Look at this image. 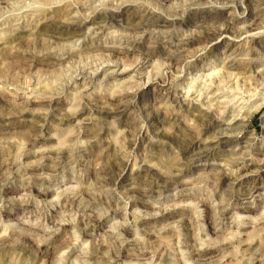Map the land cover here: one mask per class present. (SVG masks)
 <instances>
[{
	"label": "rangeland",
	"instance_id": "obj_1",
	"mask_svg": "<svg viewBox=\"0 0 264 264\" xmlns=\"http://www.w3.org/2000/svg\"><path fill=\"white\" fill-rule=\"evenodd\" d=\"M197 1L0 0V264H264V0Z\"/></svg>",
	"mask_w": 264,
	"mask_h": 264
},
{
	"label": "bare ground",
	"instance_id": "obj_2",
	"mask_svg": "<svg viewBox=\"0 0 264 264\" xmlns=\"http://www.w3.org/2000/svg\"><path fill=\"white\" fill-rule=\"evenodd\" d=\"M199 1V0H198ZM197 1V2H198ZM209 2V1H208ZM56 3V2H55ZM76 3V2H75ZM199 3V2H198ZM212 3V2H211ZM209 5V4H208ZM68 6V5H67ZM197 6V5H196ZM58 7V6H57ZM188 7H190V6H188ZM244 7V6H243ZM67 9V8H66ZM64 10V9H63ZM205 11V10H204ZM197 12V11H196ZM235 12V11H234ZM60 16V15H59ZM70 16V15H69ZM202 17V16H201ZM24 19V18H23ZM56 19V18H55ZM54 19V20H55ZM59 20V19H58ZM20 21V20H19ZM51 21V20H50ZM60 21V20H59ZM75 21V20H74ZM30 22V21H29ZM76 22V21H75ZM61 23V22H60ZM65 23V22H64ZM15 28V27H14ZM14 28H13V30H14ZM17 28V27H16ZM110 30V29H109ZM8 31V30H7ZM6 31H1V33H0V36H2V39L0 38V44L1 45H3L4 43H5V41L7 42L8 40H11L12 41V39H9V38H11V37H9V38H7V36H10L11 34H12V32L10 33V35H8V34H6L5 33ZM9 32V31H8ZM14 32V31H13ZM4 35V36H3ZM7 35V36H6ZM14 37V36H13ZM14 39V38H13ZM4 41V42H3ZM44 43V42H43ZM187 43V42H186ZM1 48V47H0ZM43 48H45V47H43ZM50 48V47H49ZM63 50V49H62ZM149 51V50H148ZM42 52V51H41ZM146 52V51H145ZM146 54V53H145ZM106 63V62H105ZM104 65V64H103ZM165 67V66H164ZM167 68V67H166ZM99 69V68H98ZM163 69V68H162ZM94 70H96V69H94ZM123 70H125V69H123ZM167 70V69H166ZM169 70H171V69H169ZM168 70V71H169ZM172 71V70H171ZM170 71V72H171ZM175 72V71H174ZM165 73V72H164ZM87 75V74H86ZM157 75V74H156ZM92 77V76H91ZM150 78H148V80H149ZM229 82V81H228ZM143 85V84H142ZM236 85V84H235ZM224 87V86H223ZM15 89H17V88H15ZM232 91V90H231ZM238 91V90H237ZM254 93V92H253ZM202 94V93H201ZM205 94V93H204ZM51 95V94H50ZM200 96V95H199ZM235 98V97H234ZM198 100V99H197ZM239 101V100H238ZM206 105V104H205ZM204 106V105H203ZM216 107V106H215ZM207 109H205V113H207V114H210L211 113V111L213 110V106H212V104H208L207 105V107H206ZM116 110V109H115ZM123 110V109H122ZM206 114V115H207ZM216 114V113H215ZM215 114H214V116H215ZM213 116V118H215ZM207 117V116H206ZM209 119V118H208ZM211 120V119H210ZM142 131V130H141ZM149 131V130H148Z\"/></svg>",
	"mask_w": 264,
	"mask_h": 264
}]
</instances>
